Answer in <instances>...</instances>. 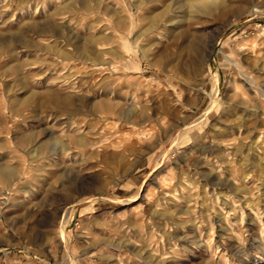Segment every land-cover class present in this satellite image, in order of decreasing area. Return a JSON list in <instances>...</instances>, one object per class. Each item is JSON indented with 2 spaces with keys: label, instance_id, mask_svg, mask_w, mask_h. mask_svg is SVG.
Returning <instances> with one entry per match:
<instances>
[{
  "label": "rangeland",
  "instance_id": "1",
  "mask_svg": "<svg viewBox=\"0 0 264 264\" xmlns=\"http://www.w3.org/2000/svg\"><path fill=\"white\" fill-rule=\"evenodd\" d=\"M182 1L0 0V264H264V0Z\"/></svg>",
  "mask_w": 264,
  "mask_h": 264
},
{
  "label": "bare ground",
  "instance_id": "2",
  "mask_svg": "<svg viewBox=\"0 0 264 264\" xmlns=\"http://www.w3.org/2000/svg\"><path fill=\"white\" fill-rule=\"evenodd\" d=\"M227 1V0H226ZM228 1H234V0H228ZM87 3V2H86ZM181 6H182V8L183 7H186V8H188V9H195V11H194V13H201V14H203L205 17H207V16H212V14H213V12H218V14H219V16L221 17V18H224V17H226V15H227V7H228V5H226V2L224 1V3H221V4H218V3H216V1H214V0H212V4H202V5H199L198 7H195L192 3H190L189 1H187V0H183L182 2H181ZM220 7V8H219ZM56 14H57V12H56ZM181 23V22H180ZM184 23V22H183ZM182 23V24H183ZM7 24V23H6ZM155 26V25H154ZM154 26H153V28H154ZM180 26V24H178V26L176 25V26H174V27H179ZM174 29H177V28H174ZM173 32H175V30L173 31ZM182 35V34H181ZM182 37V36H181ZM71 40V39H70ZM50 98V97H49ZM130 101V100H129ZM51 102H53V101H51ZM129 103V102H128ZM131 104V103H130ZM55 105V104H54ZM57 105V104H56ZM129 111V110H128ZM129 112H131V110L129 111ZM67 115H69L70 116V118L72 117V116H76L77 114H67ZM128 115L129 114H127V117H126V120H128L129 121V118H128ZM97 117V116H96ZM60 123H58V125H59ZM72 125H74V123L71 121V122H69L68 123V126H72ZM78 128V127H77ZM238 130H239V134L241 133V131H240V127L238 128ZM92 134V133H91ZM78 140H77V143L80 145V148H88V147H93V146H96V144L97 143H95V141L94 140H92V139H90V136L88 135V131L86 132V134H85V131H82V129H81V131H80V133H79V135H78ZM254 140V139H253ZM55 141H56V144L59 142L58 141V139H56L55 138ZM229 145H231V146H236V145H238V147H240V148H243L244 147V143H243V141H242V139L240 140V139H238V140H235V141H233V143H231V144H229ZM255 147V148H254ZM56 149V148H55ZM250 149L253 151V152H255V156H258L259 154H261V153H263L264 152V133H258V136L255 138V140L252 142V145L250 146ZM53 151H54V149H53ZM54 152H56V150L54 151ZM61 153V152H60ZM246 154V153H245ZM51 155V154H50ZM60 155V154H59ZM57 155H55L54 154V156H53V160L55 161V160H58L59 159V157L57 158L56 157ZM260 156V155H259ZM251 157L253 158L254 157V155L253 154H251ZM263 170V172H264V169H262ZM1 172H3V171H1ZM4 175H5V178H10L11 179V177L13 176L12 175V172H5L4 173ZM237 181V180H236ZM234 182L232 179H230V178H228V179H226V180H224V181H221L220 180V183H221V185H220V183H219V185L221 186V187H223V186H225L226 188H231V189H233L234 190V192L236 193V194H238V195H242V194H245L246 195V193L245 192H247V191H241V189L240 188H238L236 185H237V183L238 182ZM241 183V182H240ZM244 183V182H243ZM218 185V184H217ZM252 196H254V195H252ZM248 197L247 198V196L246 197H243V199H242V201H244L243 202V204H246L247 206L246 207H249L248 209H250V207H251V212H255L256 211V208L254 209L253 207H254V205L255 204H252V198L253 197ZM242 198V197H241ZM254 199V198H253ZM225 204H226V202H224ZM258 205H259V203H257ZM257 204L255 205V207L257 206ZM233 211L234 209H230V211ZM261 213V212H260ZM253 213H251V215H252ZM255 214V213H254ZM258 214V213H257ZM256 214V215H257ZM254 216V215H253ZM256 217V216H255ZM254 217V218H255Z\"/></svg>",
  "mask_w": 264,
  "mask_h": 264
}]
</instances>
